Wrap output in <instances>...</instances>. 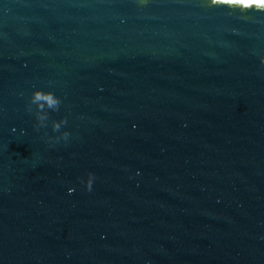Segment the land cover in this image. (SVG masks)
<instances>
[{
    "label": "water",
    "instance_id": "95a60500",
    "mask_svg": "<svg viewBox=\"0 0 264 264\" xmlns=\"http://www.w3.org/2000/svg\"><path fill=\"white\" fill-rule=\"evenodd\" d=\"M252 5L0 0V264H264Z\"/></svg>",
    "mask_w": 264,
    "mask_h": 264
},
{
    "label": "clouds",
    "instance_id": "9594fccd",
    "mask_svg": "<svg viewBox=\"0 0 264 264\" xmlns=\"http://www.w3.org/2000/svg\"><path fill=\"white\" fill-rule=\"evenodd\" d=\"M212 4L214 5H225V6H229V7H240L243 9H250L253 6L252 4H246L243 2V0H212ZM47 101V104L49 107H53L55 105H57L59 103L58 98L55 97V95L51 92L49 93H43V92H36L34 94V102L35 101ZM40 119H43L42 117ZM60 123H66L65 121H61ZM60 123L54 125V130H58L60 127ZM68 137V133L65 132L64 133V138L66 139ZM92 176V174H90ZM92 183L93 181H89L87 187L89 190H91L92 188Z\"/></svg>",
    "mask_w": 264,
    "mask_h": 264
},
{
    "label": "snow or ice",
    "instance_id": "6c2138e0",
    "mask_svg": "<svg viewBox=\"0 0 264 264\" xmlns=\"http://www.w3.org/2000/svg\"><path fill=\"white\" fill-rule=\"evenodd\" d=\"M243 2L250 5L255 3L264 6V0H243Z\"/></svg>",
    "mask_w": 264,
    "mask_h": 264
}]
</instances>
